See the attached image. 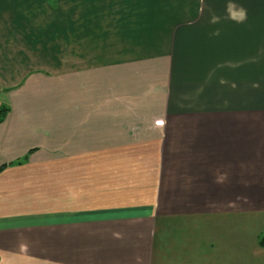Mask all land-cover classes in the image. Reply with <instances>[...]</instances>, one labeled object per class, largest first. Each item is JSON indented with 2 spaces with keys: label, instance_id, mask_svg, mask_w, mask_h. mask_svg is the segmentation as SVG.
Listing matches in <instances>:
<instances>
[{
  "label": "crops",
  "instance_id": "1",
  "mask_svg": "<svg viewBox=\"0 0 264 264\" xmlns=\"http://www.w3.org/2000/svg\"><path fill=\"white\" fill-rule=\"evenodd\" d=\"M32 1L0 0V264H166L190 220L259 249L264 0Z\"/></svg>",
  "mask_w": 264,
  "mask_h": 264
},
{
  "label": "rangeland",
  "instance_id": "2",
  "mask_svg": "<svg viewBox=\"0 0 264 264\" xmlns=\"http://www.w3.org/2000/svg\"><path fill=\"white\" fill-rule=\"evenodd\" d=\"M58 2L60 3L61 0H33L29 5V9L23 11V15L27 13V18H36L39 13L44 15L46 10H49L44 9L45 5L48 8L55 9ZM30 22L34 23V20ZM12 29V34L18 33L15 27H12ZM45 29L47 30L46 33L43 32ZM51 31V27L38 26L37 28L34 25L33 27H24V33L28 34L29 39L33 40L34 37L40 39L39 35H49ZM6 63H8V60ZM3 105L0 104V108ZM237 223L222 227V233L228 231V236H217L214 239V235L209 234L204 235L207 237L200 241L201 231L195 233L197 231L195 229L196 221L182 222L176 230L171 232L167 230V234L157 235L161 251L163 249L162 257L167 262L166 264H264V245L258 244V249L253 241L256 235L255 231L262 227V223L252 221L250 227L247 226L245 229L236 228L235 230L234 227ZM237 226L240 225L237 224ZM261 236L262 234L259 235V240ZM208 240H211V242Z\"/></svg>",
  "mask_w": 264,
  "mask_h": 264
},
{
  "label": "trees",
  "instance_id": "3",
  "mask_svg": "<svg viewBox=\"0 0 264 264\" xmlns=\"http://www.w3.org/2000/svg\"><path fill=\"white\" fill-rule=\"evenodd\" d=\"M9 111V107L7 105H3L1 108H0V123L4 120L6 114L8 113ZM4 167V164L0 165V170H2V168ZM259 244L260 245H264V234H262L260 240H259Z\"/></svg>",
  "mask_w": 264,
  "mask_h": 264
}]
</instances>
